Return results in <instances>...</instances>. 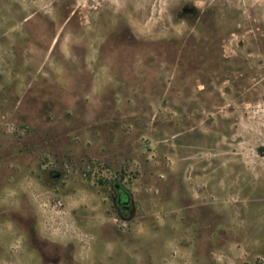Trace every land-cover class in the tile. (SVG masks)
Masks as SVG:
<instances>
[{"label":"rangeland","instance_id":"rangeland-1","mask_svg":"<svg viewBox=\"0 0 264 264\" xmlns=\"http://www.w3.org/2000/svg\"><path fill=\"white\" fill-rule=\"evenodd\" d=\"M0 264H264V0H0Z\"/></svg>","mask_w":264,"mask_h":264},{"label":"flooded vegetation","instance_id":"flooded-vegetation-1","mask_svg":"<svg viewBox=\"0 0 264 264\" xmlns=\"http://www.w3.org/2000/svg\"><path fill=\"white\" fill-rule=\"evenodd\" d=\"M116 191H117V203L120 206H125L128 201V194L126 191L119 186H116Z\"/></svg>","mask_w":264,"mask_h":264}]
</instances>
